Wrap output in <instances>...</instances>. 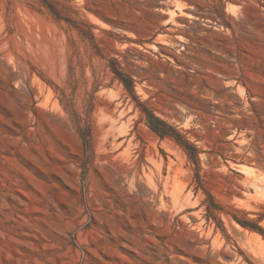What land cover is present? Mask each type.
<instances>
[{"label":"rangeland","instance_id":"374dc122","mask_svg":"<svg viewBox=\"0 0 264 264\" xmlns=\"http://www.w3.org/2000/svg\"><path fill=\"white\" fill-rule=\"evenodd\" d=\"M239 221L264 228V0H0V264H264Z\"/></svg>","mask_w":264,"mask_h":264},{"label":"bare ground","instance_id":"6f19581e","mask_svg":"<svg viewBox=\"0 0 264 264\" xmlns=\"http://www.w3.org/2000/svg\"><path fill=\"white\" fill-rule=\"evenodd\" d=\"M240 7H242V6H240ZM178 9V10H177ZM177 9H174V10H171L170 11V13H171V15H170V18H171V21H172V24L173 25H176V24H182V22H184L185 21V19L186 18H194V14H193V12L191 11V10H189V9H184V8H182L180 5H178V8ZM241 9V8H240ZM241 12V11H240ZM169 29L170 30H177L174 26L173 27H169ZM166 40V39H165ZM167 41V40H166ZM169 43H171V42H169ZM173 43V42H172ZM248 55V54H247ZM127 107V106H126ZM125 109V108H124ZM120 111H122V109H120ZM119 114H120V116L119 117H117V119L116 120H123L122 119V117H123V113H120L119 112ZM117 115H118V113H117ZM115 118V117H114ZM113 118V119H114ZM115 120V119H114ZM115 120V121H116ZM117 122V121H116ZM115 122V123H116ZM112 123H114V121L112 122ZM123 123V122H122ZM33 143V142H32ZM121 143V142H120ZM121 145V144H120ZM243 168V170H245V171H249L251 168L250 167H247V166H243L242 167ZM5 177V176H4ZM4 234V233H3ZM257 240H259V238L257 237L256 238ZM261 245H262V247H264V241L262 242L261 241ZM124 255V254H123ZM127 257V256H126Z\"/></svg>","mask_w":264,"mask_h":264},{"label":"trees","instance_id":"16d2710c","mask_svg":"<svg viewBox=\"0 0 264 264\" xmlns=\"http://www.w3.org/2000/svg\"><path fill=\"white\" fill-rule=\"evenodd\" d=\"M149 123L152 127V120H149ZM185 148L188 151V153L191 155V157H193L195 160L197 159V149L196 147L191 144V143H185ZM208 193V192H207ZM209 196H212L210 193H208ZM214 208H217L216 205H209L208 206V212H210V214L213 213ZM244 227H249L253 230H256L258 232H260L262 235H264V228L260 227L259 225H257L256 223H251L252 221H239Z\"/></svg>","mask_w":264,"mask_h":264}]
</instances>
